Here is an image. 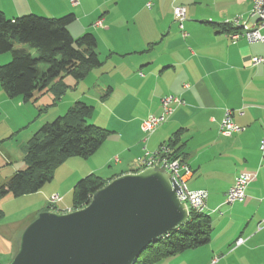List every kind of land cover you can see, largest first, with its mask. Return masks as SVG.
Segmentation results:
<instances>
[{
    "label": "crops",
    "instance_id": "obj_1",
    "mask_svg": "<svg viewBox=\"0 0 264 264\" xmlns=\"http://www.w3.org/2000/svg\"><path fill=\"white\" fill-rule=\"evenodd\" d=\"M174 6L186 10L185 38L174 22ZM250 10L251 0H0L7 19L73 14L72 38L91 33L96 39L101 64L81 81L63 82L72 94L65 106L100 105L102 112L92 107L88 123L110 134L89 161H71L79 171L68 176L70 184L96 171H108L107 182L137 173L145 152L155 153L178 133L180 159L191 170L187 187L207 194L202 212L211 221L210 241L154 264H210L215 257L216 264H264V68L252 64L264 57V44L232 40V30L221 28L236 17L246 19ZM10 59L0 54V66ZM167 95L182 105L153 133H142L141 122L160 115ZM8 102L0 88V107ZM225 110L233 111L244 132L219 134ZM4 115L0 111V123ZM0 132L1 142L6 130ZM241 173L252 177L245 198L226 205V192ZM62 205L47 211L71 209Z\"/></svg>",
    "mask_w": 264,
    "mask_h": 264
},
{
    "label": "trees",
    "instance_id": "obj_2",
    "mask_svg": "<svg viewBox=\"0 0 264 264\" xmlns=\"http://www.w3.org/2000/svg\"><path fill=\"white\" fill-rule=\"evenodd\" d=\"M74 21L73 14L62 18L25 15L7 19L0 12V54L11 55V60L0 66V86L8 98H21L27 103L50 94L54 105L69 88L63 83L65 77L78 82L100 66L94 35L85 33L77 39L70 35L68 27ZM221 28L223 32L232 30L226 25ZM40 65L45 69L40 70ZM92 112L91 106L76 102L65 115L42 125L27 143L25 168L0 186V197L34 194L51 181L54 170L66 160L91 157L110 134L88 123ZM177 136L178 133L166 144L172 150V157L180 159ZM105 185V180L93 174L77 181L70 210L84 208L93 193ZM210 233V218L203 212L190 210L183 225L148 245L134 264H154L205 246Z\"/></svg>",
    "mask_w": 264,
    "mask_h": 264
},
{
    "label": "water",
    "instance_id": "obj_3",
    "mask_svg": "<svg viewBox=\"0 0 264 264\" xmlns=\"http://www.w3.org/2000/svg\"><path fill=\"white\" fill-rule=\"evenodd\" d=\"M178 192L158 169L119 176L82 209L39 213L8 264H134L148 245L188 220Z\"/></svg>",
    "mask_w": 264,
    "mask_h": 264
},
{
    "label": "rangeland",
    "instance_id": "obj_4",
    "mask_svg": "<svg viewBox=\"0 0 264 264\" xmlns=\"http://www.w3.org/2000/svg\"><path fill=\"white\" fill-rule=\"evenodd\" d=\"M92 5L93 3H91ZM67 15H61L57 18H62ZM76 36L78 35H75L74 39L77 38ZM7 54L10 55L9 53ZM31 54L36 57L34 50L31 51ZM44 69L45 67L40 65V70ZM63 80L65 83L72 81L69 77H65ZM68 91H70V88L66 90L64 95L54 105L52 99L47 101L51 98L49 94L41 96L39 101L27 102L24 105L22 103L23 101L19 103L21 98L10 99L4 93L9 102L0 107L1 113L4 111L6 114L4 115L5 120L0 123V131L6 130V139L0 142V186L7 183L16 171L25 168L27 143L43 125L46 118H48L47 123H50L55 117H61L66 114L69 107H66L65 104L72 95ZM42 97L46 99L41 100ZM91 107L94 108L95 114L101 113L103 110L100 105L92 104ZM55 112L56 115H52ZM1 117L3 119V115ZM75 159L76 161H83L85 163L89 161V159L81 158L66 160L54 170L51 181L46 183L41 190L34 194L20 197L6 194L0 197V212L2 213L0 217V264H8L12 260L17 251L19 235L39 213L45 210L47 211L48 209L51 210L53 206L57 205H72L73 187L77 183L76 181L90 175H83L84 177L82 176L76 179L75 183H73L74 185L70 184L68 176L72 175L74 177L79 171L77 167L71 165V161H75ZM91 174L101 177L103 180L111 176L108 171H96V173ZM67 190L68 193L65 194ZM53 196H58L60 200L58 203L51 205Z\"/></svg>",
    "mask_w": 264,
    "mask_h": 264
},
{
    "label": "built area",
    "instance_id": "obj_5",
    "mask_svg": "<svg viewBox=\"0 0 264 264\" xmlns=\"http://www.w3.org/2000/svg\"><path fill=\"white\" fill-rule=\"evenodd\" d=\"M150 4H147L149 7ZM173 19L183 38L187 36L184 31V22L186 21V10L182 6L173 7ZM99 24V23H98ZM226 26L232 29L230 37L232 40H237L243 37L248 43H262L264 44V0H251V10L246 19L236 17L231 21L226 22ZM253 65H262L264 68V57H256L252 61ZM182 100L174 95H167L161 98L160 106L161 113L156 117H148L140 124V130L144 134L153 133L160 125L165 123L173 114L176 107L182 105ZM239 116L242 112H237ZM233 111L225 110L222 121L219 125V134L224 137H230L234 134L244 132L245 128L239 127L233 122ZM259 149L264 155V136L259 142ZM117 161V159H115ZM139 171L148 168L158 169L169 175L173 180L179 192L176 193L179 201L183 203L187 210L202 212L205 208L207 194L204 191H190L187 187V179L191 175V170L181 159L172 157V150L167 144L159 146L155 153L145 152L142 157L137 160ZM252 177L249 174L241 173L234 179L232 186L226 192V205L234 203H241L245 198V190L250 183ZM60 199L58 196H53L51 205L58 203ZM56 206H53L54 209ZM52 208V209H53ZM71 212L66 210L64 213ZM260 228V227H259ZM243 243L242 239L236 241L239 246ZM218 259L215 257L210 264H216Z\"/></svg>",
    "mask_w": 264,
    "mask_h": 264
}]
</instances>
